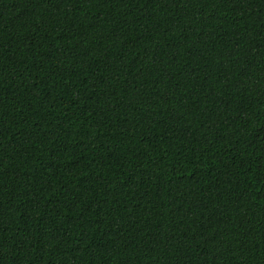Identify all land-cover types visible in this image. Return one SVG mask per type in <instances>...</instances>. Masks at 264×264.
<instances>
[{
	"label": "trees",
	"instance_id": "1",
	"mask_svg": "<svg viewBox=\"0 0 264 264\" xmlns=\"http://www.w3.org/2000/svg\"><path fill=\"white\" fill-rule=\"evenodd\" d=\"M0 264H264V0H0Z\"/></svg>",
	"mask_w": 264,
	"mask_h": 264
}]
</instances>
